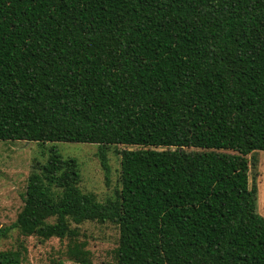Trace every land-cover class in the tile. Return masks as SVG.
<instances>
[{"label": "trees", "instance_id": "trees-1", "mask_svg": "<svg viewBox=\"0 0 264 264\" xmlns=\"http://www.w3.org/2000/svg\"><path fill=\"white\" fill-rule=\"evenodd\" d=\"M0 141L96 145L106 172V150L120 159L100 202L50 147L1 235L57 239L93 264L78 226L109 223L112 264H264L257 173L249 184L264 152V0H0Z\"/></svg>", "mask_w": 264, "mask_h": 264}, {"label": "rangeland", "instance_id": "rangeland-1", "mask_svg": "<svg viewBox=\"0 0 264 264\" xmlns=\"http://www.w3.org/2000/svg\"><path fill=\"white\" fill-rule=\"evenodd\" d=\"M54 146L64 158L77 160L80 169V188L85 193H93L102 202L113 195L120 170L119 156L113 148L106 150L108 171L101 166L98 157L99 147L89 144H44L33 142L0 141V251H20L22 264H74L65 256L64 244L57 239L41 241L22 237L11 229L1 235V230L11 226L22 208V195L34 161L44 162L50 147ZM119 147L118 149H121ZM258 160L256 169L249 170V184L252 175L257 173V213L264 218V152L254 156ZM250 159V156L248 157ZM79 241L86 242L93 264H112V251L117 246L118 230L109 223L86 222L78 226Z\"/></svg>", "mask_w": 264, "mask_h": 264}]
</instances>
